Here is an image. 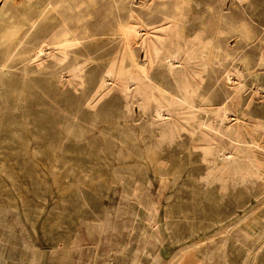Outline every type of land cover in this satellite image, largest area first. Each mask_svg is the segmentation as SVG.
I'll return each instance as SVG.
<instances>
[{
    "label": "rangeland",
    "instance_id": "obj_1",
    "mask_svg": "<svg viewBox=\"0 0 264 264\" xmlns=\"http://www.w3.org/2000/svg\"><path fill=\"white\" fill-rule=\"evenodd\" d=\"M45 1L0 0V59L8 52L0 70V264H264V174L207 181L202 158L210 142L229 146L231 128L249 127L264 143L256 128L264 119V0H225L219 25L206 11L212 0L188 2L187 39L214 38L229 53L217 52L196 77L195 119L178 112L181 134L161 144L152 110L133 103L127 112L116 83L86 105L119 47L112 0H70L76 12L65 14L78 21L82 43L48 45L37 56ZM124 3V21L135 22L131 8L146 27L125 52L126 68L147 65L153 81L179 96L149 48L174 0ZM224 100H232L231 123L220 134L215 110Z\"/></svg>",
    "mask_w": 264,
    "mask_h": 264
},
{
    "label": "bare ground",
    "instance_id": "obj_2",
    "mask_svg": "<svg viewBox=\"0 0 264 264\" xmlns=\"http://www.w3.org/2000/svg\"><path fill=\"white\" fill-rule=\"evenodd\" d=\"M125 1L126 0H112L117 10L115 17L118 25L119 47L110 66L105 69L103 74L100 76L95 91L91 93V95L88 94L89 96L85 99V102L88 107L90 106L94 108L97 100L101 96L107 94L113 84L116 83L120 93L122 92V95L126 99V111H130L133 103H137L142 112L152 110L151 126L157 132L158 143L161 144L164 141L172 142L176 139V137H178L180 130L183 127V123L181 124L178 119L174 118V116L178 112L186 113L187 115L181 118H183L186 123H189L188 120L195 119V116L197 115V109H195L196 106L192 98V94L195 92L193 84H195L196 77L201 76V73L209 68V65L214 62V59H217V52H221L223 57H226L229 52L226 48H223V46L216 47L214 38L206 41L200 39H198L197 42L189 41L184 30V22L185 7L191 0H174L170 11L162 12L163 20L166 21L167 25H165V28L163 27V29L160 30L161 36L157 37L152 42V47H149L152 49L151 52H153L154 58L163 61V64L166 67L167 75H169L172 81L177 84L179 96L174 95L172 91L159 86L152 80L149 75V69L146 67L147 65L143 66L137 64L134 70L126 68L125 52L128 50L132 53L133 43L135 45L136 41L143 39V36H145L144 28L146 27L143 24L142 14L132 10L131 8H128L129 16L132 17L131 19L135 20V22L127 23L124 21L121 10L125 8ZM224 3L225 0H212V2L207 6L206 11L209 13L211 20L216 25H219L226 20L224 16L225 11L223 9ZM74 6L75 4L73 5L70 0H47L44 2L42 13H40V15H42V18L46 20V35H44V38L41 39L38 47L35 45L37 47L35 51L37 56L42 53H46L48 45H56L62 51H66V49H68L67 47L76 46L82 43V37L79 33V30L81 29L78 21H76V24L72 25L65 14L67 12L74 15L76 12L74 10ZM31 15L35 16L33 13ZM38 19L39 15L35 19L30 20L28 29L32 28L37 23ZM75 19L76 18L74 16V22ZM145 30L147 31V29ZM2 38L3 36H0V40ZM147 39L149 40V38ZM145 43L147 44V41ZM49 51L51 52V50ZM7 59L8 52H3L0 59V70L8 68V65L5 63ZM258 59L259 61L257 65L263 67L264 52L259 55ZM147 60L149 61V59ZM233 79L234 78H232V80ZM257 95L259 96V94L256 93V96ZM254 100L256 101V99ZM231 104L232 100H224L215 110V115L218 118V131L220 134L222 129L224 127H228L231 123ZM199 125H205L209 131L210 129H213V126L206 122H201ZM256 128L261 130L264 135V119L257 122ZM250 129L251 128L249 127L246 128L243 130V133V131H241V129L239 130V128H231L230 133H228L230 138L228 144L229 146L225 144L227 147L210 142L208 146L202 148V158L206 161L208 167V172L205 176L207 181L209 179L212 181L218 180L222 184L227 178L248 181L253 178H259L262 174H264V145H262L264 143L256 144L253 139V133ZM210 134H212V136L214 135L213 132ZM247 135L250 137V142L247 140ZM209 141H211L210 138ZM220 144L222 143L220 142ZM154 146L159 147L158 144H154Z\"/></svg>",
    "mask_w": 264,
    "mask_h": 264
}]
</instances>
